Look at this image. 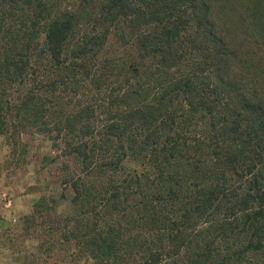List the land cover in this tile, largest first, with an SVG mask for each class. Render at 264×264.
<instances>
[{
  "label": "trees",
  "instance_id": "obj_1",
  "mask_svg": "<svg viewBox=\"0 0 264 264\" xmlns=\"http://www.w3.org/2000/svg\"><path fill=\"white\" fill-rule=\"evenodd\" d=\"M244 6L0 0V138L79 164L73 211L20 219L43 264H264V0Z\"/></svg>",
  "mask_w": 264,
  "mask_h": 264
},
{
  "label": "rangeland",
  "instance_id": "obj_2",
  "mask_svg": "<svg viewBox=\"0 0 264 264\" xmlns=\"http://www.w3.org/2000/svg\"><path fill=\"white\" fill-rule=\"evenodd\" d=\"M213 1L219 12H225L222 18L226 20L236 19L237 13L245 12L244 5L247 4V0ZM21 141L28 145V152L18 165L11 155V148L0 138V264H43L42 259L37 257L41 252L36 247L37 243L26 239L25 227L19 223L20 219L32 211L34 203L43 195L59 211H73V206L61 195L65 192L69 199L73 195L71 189L61 183V177L65 163L72 172L78 171L79 164L73 157H68L72 155L56 137L29 132L21 136ZM19 155L20 150L16 156ZM2 193L12 199L11 207L3 205ZM52 213L51 217L57 216V212ZM49 262L54 264L52 260Z\"/></svg>",
  "mask_w": 264,
  "mask_h": 264
},
{
  "label": "built area",
  "instance_id": "obj_3",
  "mask_svg": "<svg viewBox=\"0 0 264 264\" xmlns=\"http://www.w3.org/2000/svg\"><path fill=\"white\" fill-rule=\"evenodd\" d=\"M0 192H1V190H0ZM1 198L3 199V205L5 206V207H11L12 206V199L11 198H9V196L7 195V194H5V193H2V196H1ZM15 221V220H14ZM0 226H1V222H0Z\"/></svg>",
  "mask_w": 264,
  "mask_h": 264
}]
</instances>
